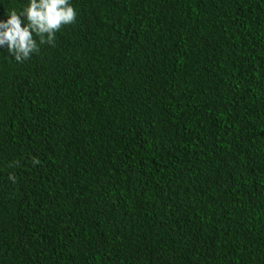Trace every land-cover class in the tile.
<instances>
[{
	"label": "trees",
	"instance_id": "16d2710c",
	"mask_svg": "<svg viewBox=\"0 0 264 264\" xmlns=\"http://www.w3.org/2000/svg\"><path fill=\"white\" fill-rule=\"evenodd\" d=\"M71 3L0 53V264H264V0Z\"/></svg>",
	"mask_w": 264,
	"mask_h": 264
},
{
	"label": "clouds",
	"instance_id": "9594fccd",
	"mask_svg": "<svg viewBox=\"0 0 264 264\" xmlns=\"http://www.w3.org/2000/svg\"><path fill=\"white\" fill-rule=\"evenodd\" d=\"M75 19L71 0H25L19 11L11 8L0 18V53L25 62L39 46L51 45L61 27Z\"/></svg>",
	"mask_w": 264,
	"mask_h": 264
}]
</instances>
